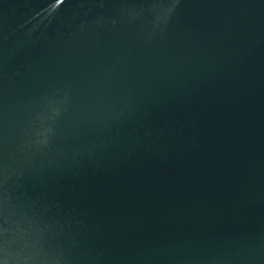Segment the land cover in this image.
Instances as JSON below:
<instances>
[{"label": "water", "instance_id": "95a60500", "mask_svg": "<svg viewBox=\"0 0 264 264\" xmlns=\"http://www.w3.org/2000/svg\"><path fill=\"white\" fill-rule=\"evenodd\" d=\"M0 264H264V0H0Z\"/></svg>", "mask_w": 264, "mask_h": 264}]
</instances>
